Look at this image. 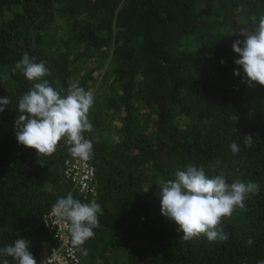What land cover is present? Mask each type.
Here are the masks:
<instances>
[{
  "label": "trees",
  "instance_id": "obj_1",
  "mask_svg": "<svg viewBox=\"0 0 264 264\" xmlns=\"http://www.w3.org/2000/svg\"><path fill=\"white\" fill-rule=\"evenodd\" d=\"M261 17L264 0H0V97L10 99L0 112V248L23 238L40 263L44 244L57 242L42 214L71 193L102 208L83 245L87 255L69 235L77 264L264 260V86L242 82V70L233 74L232 50L240 30H254ZM24 53L45 64L43 79L61 95L72 82L92 91L93 131L84 136L93 144L94 197L63 177L70 145L62 141L42 157L16 141L18 102L34 84L15 68ZM188 164L229 184L260 185L244 209L223 219L225 242L186 241L160 213L158 181Z\"/></svg>",
  "mask_w": 264,
  "mask_h": 264
},
{
  "label": "clouds",
  "instance_id": "obj_2",
  "mask_svg": "<svg viewBox=\"0 0 264 264\" xmlns=\"http://www.w3.org/2000/svg\"><path fill=\"white\" fill-rule=\"evenodd\" d=\"M239 36L243 39H237L232 44L233 52L239 56L234 61L238 67L233 74L240 76L242 70V82L249 87L256 84L264 86V17L260 18L254 30L241 29ZM15 68L34 82L18 102L20 115L14 122L17 143L47 157L53 155L63 141L70 145L74 157L85 161L91 159L93 144L84 133L93 131L88 118L94 103L92 91H85L78 83L72 82L67 94L61 95L43 79L50 75L45 64L35 62V57L27 53L15 64ZM9 104L7 96L0 97V112ZM252 143V135H245V147H250ZM230 150L236 154L240 148L233 142ZM39 164L44 166L43 162ZM208 167L215 171L214 165ZM158 183L160 213L178 226L182 239L186 241L200 236L206 237L209 242L227 241L229 236L223 230V219L230 218L237 209H244L246 199L258 194L260 189L254 181L236 180L229 184L223 175L209 176L203 166L192 164H188L186 170H177L175 179L165 181L161 178ZM54 208L61 219L69 223L73 246L87 255L83 245L94 237V229L99 227L100 204L95 200L82 203L69 193L58 198ZM253 242L252 238L246 241L248 245ZM0 256L11 257L16 264H36L29 244L23 238L0 248ZM0 264H9V260L3 259ZM258 264H264V260L258 261Z\"/></svg>",
  "mask_w": 264,
  "mask_h": 264
},
{
  "label": "built area",
  "instance_id": "obj_3",
  "mask_svg": "<svg viewBox=\"0 0 264 264\" xmlns=\"http://www.w3.org/2000/svg\"><path fill=\"white\" fill-rule=\"evenodd\" d=\"M61 172L78 193L83 196H95L93 166L88 160L71 154L70 158L64 161ZM54 205L42 214V221L57 242L56 245L50 244L48 248L46 243L44 244L41 248L42 259L36 264H77L78 259L69 243V223L61 219Z\"/></svg>",
  "mask_w": 264,
  "mask_h": 264
},
{
  "label": "rangeland",
  "instance_id": "obj_4",
  "mask_svg": "<svg viewBox=\"0 0 264 264\" xmlns=\"http://www.w3.org/2000/svg\"><path fill=\"white\" fill-rule=\"evenodd\" d=\"M88 64L90 65V62H88ZM105 65V64H104ZM103 65V67L100 69V70H98V69H96L95 71H94V76H97V80H95L94 81V84L92 85V90H93V88L97 85V82L99 81V77H101V75H103L104 74V70H105V66ZM111 79L109 78L108 79V81H110ZM107 84V83H106ZM105 84V85H106ZM118 122V118H115L114 119V121H113V123H117Z\"/></svg>",
  "mask_w": 264,
  "mask_h": 264
}]
</instances>
